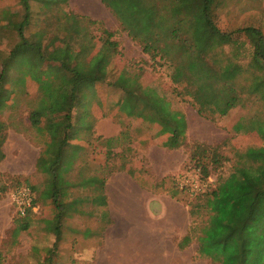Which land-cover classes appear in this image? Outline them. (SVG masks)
<instances>
[{"label": "rangeland", "instance_id": "374dc122", "mask_svg": "<svg viewBox=\"0 0 264 264\" xmlns=\"http://www.w3.org/2000/svg\"><path fill=\"white\" fill-rule=\"evenodd\" d=\"M75 1L68 0V9L78 13ZM101 2L108 11H104V19L97 24L81 21L78 31L80 36L65 31L60 26L47 27V41L55 35L65 37L76 51L79 44L85 41L82 36L86 34L93 47L82 51L80 58L87 59L101 48L106 38L105 31L112 34L110 41L117 44V53L108 64L106 82L95 86V95L88 109L79 111L90 128L87 130L84 127L75 132L77 139L71 143L80 145L84 150L80 152L76 163L81 168V173L72 174L70 178L79 181L82 177L95 176L106 181L116 172L126 173L134 179L140 178L146 189L164 192L167 198H171L168 201L172 204L184 203L191 209L194 205L202 206L203 198L199 196L202 192H191L188 188H182L181 182L188 179L198 185L212 186L218 178H225L232 171L238 160V153L249 147L264 146V139L255 132L234 131L239 122L246 125L250 116L260 113L261 108L248 101L245 107H237L221 116L220 110L222 112L225 109L226 102L233 94L197 57L192 48L186 47L179 56L171 55L160 59L158 53H161L169 41L167 28L175 25L181 17L176 0ZM115 2L118 5L114 12L109 5ZM222 2L223 5L217 8L216 13L219 27L223 30L257 23L259 19H263L264 0ZM30 6L32 23L25 30L26 36L45 27L42 20L52 15L49 12L43 16L39 5L33 0L30 1ZM88 12L93 17L100 16L97 12ZM23 14L24 7L18 0H0L1 54L5 55L8 48L19 41L15 31H9L5 25L8 22L18 23ZM224 50L227 54L230 48ZM250 52L251 47L244 42L237 62L245 66ZM122 70L131 76H137L142 87L154 88L170 103L172 109L184 115L187 131L181 148H164L162 144L166 136L158 135V125L127 117L118 110L117 102L123 94L111 87L110 83L115 81ZM250 75L247 72L239 80L249 78ZM200 86L206 88L203 99L197 101L202 105L201 115L197 112L198 104L195 106L193 103L196 100L195 90ZM6 88L10 90L11 87ZM13 89L10 100L0 107V122L5 129L2 136L5 139L6 129L14 128L15 132L22 133L31 144L43 148L46 139L37 135L28 121L30 112L38 104L40 95L37 85L27 81L23 86H13ZM208 106H219L218 111L211 114ZM46 122L47 119H44L42 123ZM121 133H125L126 137L118 145L115 144L111 155H107L105 140L116 138ZM197 144L217 147L222 159L220 165L210 171L206 181L202 179L200 170L195 168L194 162H189L190 156L200 151L196 148ZM13 147L10 145V149ZM44 179L45 176L40 173L13 176L0 172V264H39L49 249L53 250V260L57 264H218L195 253L194 240L186 251L178 252L169 244L167 249L169 248L170 253L165 255L149 251L148 223L162 224L163 219L146 213L142 209L144 206L137 212H129L128 219L125 214L128 212H110L106 206L97 205L91 200L96 194L92 192V187L77 186L71 190L72 198L90 199L80 200L77 205L79 211H70L64 216L60 223L59 237L56 239L50 230L54 209L48 202L41 203L40 210L25 219L17 217L11 204V195L18 186L37 188L34 195L38 199L42 194ZM133 185L137 188L134 182ZM205 216V209L197 210L191 218V224L192 221L200 222ZM24 225H27V229L21 230ZM258 244L257 249L264 255V239L261 238ZM126 247L130 253L128 257L124 253ZM83 254L88 256H81Z\"/></svg>", "mask_w": 264, "mask_h": 264}, {"label": "trees", "instance_id": "16d2710c", "mask_svg": "<svg viewBox=\"0 0 264 264\" xmlns=\"http://www.w3.org/2000/svg\"><path fill=\"white\" fill-rule=\"evenodd\" d=\"M30 1L18 0L24 7L22 19L18 23L8 22L5 25L9 31H15L19 41L8 48L5 55L0 53V107L10 100L13 86H23L27 81L37 85L40 96L28 121L36 134L43 136L46 141L43 148L38 147L36 172L33 173L45 176L42 194L38 199L34 195V204L38 211L41 203L48 202L53 207L50 230L58 239L64 216L70 211H79L77 205L80 200L90 199L72 198L73 188L92 187V192L96 194L91 200L97 205L107 206L104 178L88 176L79 181L70 178L72 174L81 173L76 163L80 152L84 150L71 142L77 139V130L90 128L79 111L88 109L95 95V86L106 82L108 64L117 53V44L110 41L112 34L105 31L106 38L101 48L86 59L80 58L81 52L93 47L86 34L81 35L85 41L79 44L77 51L65 37L55 35L47 41V27L60 26L80 36L78 31L81 21L86 20L88 24L99 22L69 10L68 0H33L39 5L43 16L49 12L52 15L42 20L45 27L26 36L25 30L32 23ZM176 1L181 17L175 25L167 28L169 41L158 53L160 59L179 56L186 47L192 48L233 94L226 102L225 109L222 112L220 110V115L225 116L232 109L245 107L248 101L258 104L260 113L250 116L246 125L239 122L234 131L255 132L264 139V16L257 23L223 30L219 27L216 13L217 8L223 5L222 0ZM117 5L118 2H115L109 7L115 12ZM244 42L251 47L250 58L245 66L237 62ZM225 48H230L227 54ZM247 72L251 73L250 77L239 80ZM110 86L123 94L117 102L122 114L159 126L158 135L166 136L162 144L164 148L176 150L184 145L187 131L184 115L172 109L170 103L154 88L142 87L137 76H131L124 70ZM6 87L11 88L7 90ZM205 91L206 88L200 86L194 93L196 100L193 103L198 104L197 112L200 115L202 105L197 101L203 99ZM208 107L210 113L214 114L219 106ZM44 119L47 122L43 124ZM4 130L0 122V147L4 142ZM124 137L125 133H121L116 138L105 140L106 154L111 155L115 144L118 145ZM196 148L200 151L192 154L189 162H194L195 168L200 170L202 179L206 181L210 171L217 168L222 159L217 147L197 144ZM237 157L236 165L225 178H218L205 192L199 194L203 204L190 208V215L193 217L197 210L203 208L206 216L200 222L192 221L187 234L177 246L182 250L194 240L196 253L215 263L262 264L264 255L257 245L261 238L264 239V146L249 147L238 153ZM208 167H211L210 170ZM136 181L142 183L140 178ZM31 190L34 193L37 188L32 187ZM20 229H27V225ZM52 254V249L46 250V256L39 264H57Z\"/></svg>", "mask_w": 264, "mask_h": 264}, {"label": "crops", "instance_id": "0c3cea01", "mask_svg": "<svg viewBox=\"0 0 264 264\" xmlns=\"http://www.w3.org/2000/svg\"><path fill=\"white\" fill-rule=\"evenodd\" d=\"M75 2L78 13L81 15L92 18L93 16L89 14L88 10L99 13V17L92 18L95 20L104 19V11L108 12L101 0H76ZM4 133L6 137L0 147L2 154L0 172L13 176H31L36 172L35 166L39 156V148L26 140L22 133L15 132L14 128H8ZM10 145L14 147L10 149ZM133 182L137 185V188L134 187ZM104 193L106 196V207L110 212H128L125 213L128 219L130 217L129 212H137L144 206L142 209H145L146 213L154 218L163 219L162 224L148 223L149 237L147 245L149 251L165 255L170 253L169 248L167 249V244L173 246L178 252L190 249L191 244L182 250L177 246L179 241L187 234L191 224L192 217L188 205L184 203L172 204L168 201V198H171H167L164 192L153 189L148 190L145 185L139 183L136 179L120 172L112 174L106 180ZM95 240L93 239V241ZM124 253L127 257L129 256L128 247H126ZM81 256H88V254Z\"/></svg>", "mask_w": 264, "mask_h": 264}, {"label": "built area", "instance_id": "2783aa9c", "mask_svg": "<svg viewBox=\"0 0 264 264\" xmlns=\"http://www.w3.org/2000/svg\"><path fill=\"white\" fill-rule=\"evenodd\" d=\"M182 188H188L191 192H205V184L198 185L185 179L181 182ZM35 197L32 190L27 186H18L11 195V204L14 207L15 214L18 217H26L30 212L37 213L38 207L34 204Z\"/></svg>", "mask_w": 264, "mask_h": 264}]
</instances>
